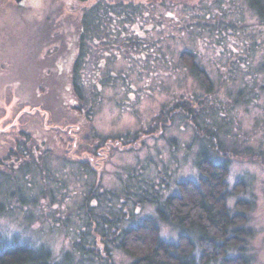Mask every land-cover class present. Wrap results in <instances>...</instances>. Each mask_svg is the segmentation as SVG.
<instances>
[{
	"label": "trees",
	"instance_id": "obj_1",
	"mask_svg": "<svg viewBox=\"0 0 264 264\" xmlns=\"http://www.w3.org/2000/svg\"><path fill=\"white\" fill-rule=\"evenodd\" d=\"M163 1L76 0L79 11L65 27L51 24L54 20L65 22L62 17L53 19L52 11L43 10L35 18L37 27L34 28V34L37 36L36 42H40V46L36 45L38 48L66 39L68 44L64 49L71 47L73 51L69 85L75 98L71 107L75 111L86 113L84 115L91 118L101 102V98H89L88 101L86 93H89L90 84L93 93L90 97L100 96L103 90L112 89L124 95L135 91L134 98L138 94V88L135 87H139L135 83L134 72L137 78H142L145 76L142 73L149 72L150 63H165L162 54L166 56V52L162 41L166 36L163 35L162 41H159L151 33V29L162 25L155 24L153 19L161 20L162 16L154 13V8ZM247 2L258 20L264 24V0ZM18 4L22 6V3ZM149 16L150 20L147 21ZM39 28L52 34L43 36ZM154 44L161 52L157 60L150 58ZM199 59L197 52L185 49L179 61L201 88L210 94L215 83ZM92 60L95 65L93 63L89 69L91 73L85 76L84 69ZM118 60L120 65L117 71L111 62L116 63ZM12 98L19 102L18 106L25 105L22 110L27 107L23 103L25 100H21L17 93H10L3 101L0 100L1 106H4L3 113L0 111V219L16 216L20 212L27 225L34 222L36 214L26 209L33 206L38 198L35 199L29 190L23 188L24 181L31 183V176L35 179L32 186L37 187V192L41 191L39 198H50L51 202L55 200L56 193L46 183L44 188L41 187L43 178L68 183L77 177L84 184L79 186L76 206L66 212L63 219L62 227L73 225L75 228L71 235L74 237L71 252H65L61 258L57 256L59 261L53 262L52 249L45 243L35 241L34 234L28 232L30 239L22 237L23 232L10 235L0 226V264H72V255L75 253L82 255L78 264H115V251H122L131 257L132 264L254 263L251 242L255 231L248 223L256 201L245 199L247 197L236 198L233 205H230V200L238 197L247 186L239 181L230 187L228 182L231 159L241 154L237 146L224 147L220 138L222 125L215 128L206 121L205 124L198 121L203 112L202 109L197 110L195 104L203 100L201 104L207 106L204 99H195L193 95L178 98L173 106L164 105L155 116L156 128L116 135L95 133L89 139L97 144L90 146L84 152L89 153L88 156L83 158L79 154L81 149L78 142L71 137L64 151L57 150L63 153L61 158L57 155L61 161L51 169L54 151L40 149L46 143L43 132H46L49 125L43 123L44 117L42 119L39 114L31 113L34 119L38 116L41 118L39 123L41 121L42 126V131H33L30 127L31 118L24 120V114H30L32 107L19 116L21 107H11ZM36 106L45 108L43 105ZM37 111L41 113V110ZM41 114L44 115V112ZM179 117L185 121L184 124L192 126L193 136L199 143L195 162L199 177L196 180L185 179L172 186L171 181L164 176L163 169H160L158 176L145 177L141 175L143 169L137 171L132 167L128 169L125 178L120 176L116 187H108L103 183L100 165L92 163L94 155L100 161L102 150H105L103 158L107 156L108 159L117 150L140 148L144 141L142 136L166 133L165 128ZM67 121L70 122L69 118ZM72 123L67 128L70 134L75 126ZM170 140L175 147L176 139ZM221 156H224L223 161H220ZM69 162L77 167L67 165ZM67 166L71 168L72 177L66 174ZM48 180L47 183H50ZM64 188L62 201L68 199V188ZM168 190L174 191L168 195ZM143 203L155 204L157 219L169 223L180 233L177 240L163 239L157 219L142 217ZM70 230L72 228L67 229L68 232Z\"/></svg>",
	"mask_w": 264,
	"mask_h": 264
},
{
	"label": "rangeland",
	"instance_id": "obj_2",
	"mask_svg": "<svg viewBox=\"0 0 264 264\" xmlns=\"http://www.w3.org/2000/svg\"><path fill=\"white\" fill-rule=\"evenodd\" d=\"M163 2L154 8V13L162 16L161 20L152 18L155 24L162 25L151 29V33L154 39L159 41H162L163 35L166 36L162 41L166 52V56L162 54L165 63H150L149 72L142 73L145 75L142 78H137L134 72L135 83L139 84V87H135L138 88V94L134 98L135 91L124 95L115 93L112 89L103 90L100 96L90 97L93 96L90 84V89L87 88L89 93H86L88 101L89 98H101L90 118L84 115L86 113L77 112L71 107L75 99L69 85L73 51L71 47L64 49L68 40H56L41 49L37 47L40 42H36L37 36L34 34V28L37 27L35 18L43 10L54 12L51 13L53 19H64V23L51 21L54 26L57 23L65 27L70 23V19L79 11L76 0H24L22 6L15 0H0V100L3 101L10 93H17L21 100H25L23 103L27 106L26 110H22L25 105L18 106L19 102L12 98L11 107H21L19 116L31 107L32 110L36 109L33 112L30 109V114H24V120L31 118L30 127L33 131H42V126L41 121L39 123L41 118L38 116L34 119L31 113L39 114L42 119L44 117L43 123L47 122L49 126L46 132H43L46 143L40 146V149L54 151L52 155H55V158H51V169H54L61 161L63 153L60 149H66L65 146L70 144L68 139L71 137L78 142L81 149L79 154L83 158L89 154L84 152L97 144L89 139L95 133L116 135L129 131L142 132L149 127L156 128L155 116L164 105L173 106L178 98L193 95L195 99H204L207 106L201 104L203 100L195 104L196 109H202L203 112L198 121L204 124L206 121L215 128L222 125L220 138L224 147L237 146L240 150L241 155L231 159L228 182L230 187L239 181H243L247 186L238 197L230 200V205H233L236 198L255 199V208L250 212L248 223L255 231L251 242L255 256L253 264H264V24L258 20L247 0ZM148 20L150 16L147 17ZM39 31L43 36L52 34L42 28H39ZM185 49L197 52L202 65L214 80L212 93L207 94L189 70L183 68L179 58ZM160 56L161 52L154 44L150 58L157 60ZM119 61L111 62L117 71ZM93 63L95 65L94 60L87 63L85 76L91 73L89 69ZM35 105H43L45 108ZM3 109L4 106H1L0 102L2 113ZM37 110L44 112L45 116ZM68 118L70 122L67 121ZM1 121L2 119L0 123ZM71 122L75 125L72 134L67 131ZM184 123L179 117L165 128L166 133L142 136L144 141L140 148L117 150L111 153L108 159L107 156L103 158L105 150H102L100 161H97V156L94 155L92 163L100 165L103 183L108 187H116L120 176L125 178L128 169L132 167L137 171L143 169L144 173L141 175L145 177L158 176L160 169H163L164 176L171 181L172 186H176L181 180H196L199 177L195 163L199 143L193 136L192 126ZM171 138L177 141L175 147L171 145L174 143ZM57 150H60V154ZM57 155H60V158ZM223 158L224 156H221L220 161H223ZM69 163L67 165L77 167ZM65 170L68 177L73 176L70 167L67 166ZM30 179L31 183L24 181L23 188L29 190L38 200L26 211L32 210L36 219L27 225L20 212H17L16 216L10 215L0 219L1 229L10 235L23 232L22 237L28 239V232L34 234V240L48 245L53 251V262H58V258L65 252L72 251L75 228L68 225L69 229L72 228V231L68 232V228L62 227L63 219L66 212L76 206L79 186H83L84 181L76 177L71 182L62 183L54 182L49 177L43 178L41 187L44 188L46 183L56 193L55 202H51L50 198H39L41 191L37 192V187L32 186L34 177L31 176ZM47 180L50 183H47ZM64 187L68 188V199L62 201L61 197L66 189ZM173 191L168 190L166 193L172 194ZM142 205L143 218L157 219L155 204ZM157 222L161 227L163 239L177 240L180 233L176 228L158 219ZM165 228L167 234L162 235ZM3 235L8 237L6 233ZM81 259V254H73L72 264H78ZM114 259L115 264H132V258L122 251H115Z\"/></svg>",
	"mask_w": 264,
	"mask_h": 264
},
{
	"label": "snow or ice",
	"instance_id": "obj_3",
	"mask_svg": "<svg viewBox=\"0 0 264 264\" xmlns=\"http://www.w3.org/2000/svg\"><path fill=\"white\" fill-rule=\"evenodd\" d=\"M167 234V228H165L162 232V235H166Z\"/></svg>",
	"mask_w": 264,
	"mask_h": 264
},
{
	"label": "water",
	"instance_id": "obj_4",
	"mask_svg": "<svg viewBox=\"0 0 264 264\" xmlns=\"http://www.w3.org/2000/svg\"><path fill=\"white\" fill-rule=\"evenodd\" d=\"M17 3H22L24 0H15Z\"/></svg>",
	"mask_w": 264,
	"mask_h": 264
}]
</instances>
